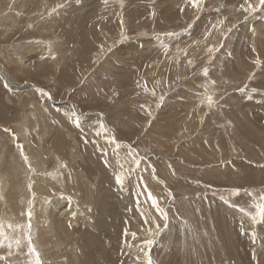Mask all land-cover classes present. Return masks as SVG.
Returning <instances> with one entry per match:
<instances>
[{"label": "rangeland", "instance_id": "1", "mask_svg": "<svg viewBox=\"0 0 264 264\" xmlns=\"http://www.w3.org/2000/svg\"><path fill=\"white\" fill-rule=\"evenodd\" d=\"M241 5L0 0V264H29L26 231L42 264H264V10Z\"/></svg>", "mask_w": 264, "mask_h": 264}, {"label": "snow or ice", "instance_id": "2", "mask_svg": "<svg viewBox=\"0 0 264 264\" xmlns=\"http://www.w3.org/2000/svg\"><path fill=\"white\" fill-rule=\"evenodd\" d=\"M105 2H107V0H105ZM202 2H203V0H191V4L193 7H200L202 5ZM246 5H247L246 7H245V5H241V9H243V11H245L249 14L257 11V9L264 10V0H257L256 4L251 3V0H246ZM57 7H60V5H57ZM220 23H223V21H220ZM168 35H175V34L174 33H168ZM210 50H213V49H210ZM254 62L259 65V63H260L259 58H257V60ZM189 63H191V61H189ZM204 72H205V75H207L206 69L204 70ZM206 99H207L209 104H211L213 102L212 97L210 95L207 96ZM160 100L161 101L163 100V96L160 97ZM101 127H103V125H101ZM5 131H9V130L5 129ZM18 147H21V146H18ZM21 155L23 156L25 162H27V157L24 156L23 151H21ZM138 163L139 162L137 161V164ZM116 182H117V184L122 183L121 175H119V174L116 175ZM260 199L262 201H264V196H261ZM153 203H154V206H156L155 201H153ZM256 208H257L256 215L264 217V203L256 205ZM158 211L161 212L162 218L166 219V214L163 213V209L158 208ZM31 215H32V213L28 212V216L31 217ZM9 227H11V225H9ZM17 227H20V225H17ZM0 228H2V226H0ZM27 228L30 230V228H31L30 223L27 225ZM0 236H3L2 230H0ZM133 236H135V233H133ZM24 239L27 240L28 253L33 257V259L31 261H29V264H42L41 259H40V254L36 251L35 247L33 246L31 236L29 235V233L27 231L24 234ZM3 242L4 241L2 239H0V245H2ZM145 243L147 245L151 246L153 241L147 240V241H145ZM15 244L19 248V246L21 245V240L19 238H17L15 240ZM8 246L11 248L12 244L10 243ZM145 257H147V264H153V260L151 259V257L148 256L147 252H145Z\"/></svg>", "mask_w": 264, "mask_h": 264}, {"label": "bare ground", "instance_id": "3", "mask_svg": "<svg viewBox=\"0 0 264 264\" xmlns=\"http://www.w3.org/2000/svg\"><path fill=\"white\" fill-rule=\"evenodd\" d=\"M11 11H12V10H11ZM9 12H10V11H9ZM10 13H11V12H10ZM5 14H7V12H5ZM12 14H13V13H12ZM9 15H10V14H8V16H9ZM2 16H3V15H2ZM14 17H15V16H14ZM4 18H5V17H4ZM18 56H19V55H18ZM18 56H17V57H18ZM20 60H21V59H20ZM13 87H14V86H13ZM38 94H39V93H38ZM18 119H19V118H18ZM104 150H105V149H104ZM16 163H17V162H16ZM11 170H12V169H11ZM15 172H16V170H15ZM10 178H11V177H10ZM34 179H36V178H34ZM8 182H9V181H8ZM7 185H8V184H7ZM7 185H6V186H7ZM41 186H42V183H41ZM15 187H16V186H15ZM23 191H25V189H24ZM7 197H8V196H7ZM62 199H63V198H62ZM39 201H40V200H39ZM10 203H11V202H10ZM50 203H51V202H50ZM55 203H56V202H55ZM60 203H61V202H60ZM48 206H49V205H48ZM56 206H57V205H56ZM59 206H60V205H59ZM2 207H3V206H2ZM50 207H51V206H50ZM50 207H49V208H50ZM54 207H55V206H54ZM22 209H23V207H22ZM42 209H43V207H42ZM42 209H41V210H42ZM51 209H52V208H51ZM57 209H58V207H57ZM44 210H45V209H44ZM53 210H54V208H53ZM53 210H52V211H53ZM42 212H43V211H42ZM50 212H51V211H50ZM50 214H51V213H50ZM2 216H3V215H2ZM36 216H37V215H36ZM49 217H50V216H49ZM0 218H1V217H0ZM36 218H37V217H36ZM39 218H40V217H39ZM44 218H45V217H44ZM1 220H2V219H1ZM46 220L49 221V218L46 219ZM36 221H37V219H36ZM38 221H39V220H38ZM38 221H37V222H38ZM43 222H45V221H43ZM51 224H52V223H51ZM48 232H49V231H48ZM36 248H37V247H36ZM39 249H40V248H39ZM124 252H125V251H124ZM32 259H33V258H32ZM45 259H46V258H45ZM47 263H48V262H47Z\"/></svg>", "mask_w": 264, "mask_h": 264}]
</instances>
